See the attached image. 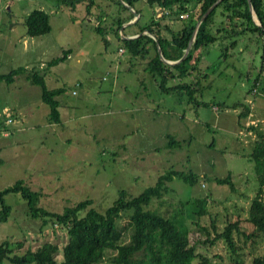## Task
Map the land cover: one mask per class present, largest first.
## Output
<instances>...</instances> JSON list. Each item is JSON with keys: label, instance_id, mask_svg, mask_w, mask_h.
Here are the masks:
<instances>
[{"label": "rangeland", "instance_id": "obj_1", "mask_svg": "<svg viewBox=\"0 0 264 264\" xmlns=\"http://www.w3.org/2000/svg\"><path fill=\"white\" fill-rule=\"evenodd\" d=\"M86 2L78 1L72 8L61 0H0V73L23 66L27 72L43 74L48 88L64 87L56 96L61 121L52 123L37 85L24 75L15 76L11 84L0 81V189L21 178L30 189L41 192L39 205L49 211L62 212L65 206L91 198L92 206L103 212L121 189L137 195L167 170L192 171L200 175L198 183L191 186L174 177L148 208L169 216L182 202L204 195L217 230L224 226L226 216L238 214L247 234L251 228L247 209L257 189L249 153L257 132L264 134V121H257L264 118V81L256 93L250 89L259 73L264 80V40L246 33L236 38V44L222 57L221 48L233 38L222 45L210 44L194 74L168 80L170 86L189 83L198 73L205 75L200 78L203 88L196 97L209 106L195 105L187 95L160 90L156 72L145 69L152 51L146 59L130 56L122 33L126 35L133 27L116 32L117 4L95 0L87 14ZM198 5L199 0H190L187 6L194 12ZM134 7L141 8L140 25L152 15H162L161 9L143 2ZM34 9L49 14L51 30L31 37L23 19ZM125 13L121 9L120 15ZM165 21L175 28L182 22L177 15ZM96 25L104 28L102 35L94 31ZM65 50H70L65 59L49 66L48 62ZM235 102H240L236 108ZM241 103L250 109L244 118H239L244 109ZM6 111L12 115L11 123L5 122ZM168 134L180 145L168 147ZM227 174L235 191L215 182ZM5 200L12 213L8 221L0 222V241L8 239L18 252L53 242L58 245L55 258L61 260L68 239L66 229L52 223L42 225L41 219L31 217L18 193L7 194ZM209 223L208 215L200 217V227H207L213 237ZM200 227L190 224L192 242L206 237ZM128 235L123 242L128 241ZM233 238L246 254L242 255L245 261L264 249L262 239L249 255L242 234L234 233ZM18 242H22L21 248ZM197 246L214 264H232L222 241L207 249ZM113 253L107 251L99 264H112L109 257Z\"/></svg>", "mask_w": 264, "mask_h": 264}, {"label": "trees", "instance_id": "obj_2", "mask_svg": "<svg viewBox=\"0 0 264 264\" xmlns=\"http://www.w3.org/2000/svg\"><path fill=\"white\" fill-rule=\"evenodd\" d=\"M65 4L74 7L75 3L82 0H61ZM85 1V0H84ZM85 8L87 14L95 5V0H86ZM117 4L118 14L115 16L114 24L116 32L121 29L123 23L133 18L132 12L118 0H108ZM140 13L138 19L127 26L132 30L125 36L140 34L134 39L122 38L124 47L130 56L146 59L150 51L153 55L147 60L145 69H153L155 79H160L159 88L162 92H178L180 95H187L188 99L195 105L209 106L208 103L198 101L196 93L201 92L203 86L200 83L199 73L189 83L178 82L174 85H167L172 78L182 79L196 72L200 63L204 48L210 44L222 45L227 38H233L226 47L221 48L220 56H224L227 48L236 44V38L246 33H251L264 40V0H250L256 18L261 26L254 23L247 0H220L208 13L197 27L194 41L185 58L174 65H168L160 61L157 53L156 41L167 60L179 59L187 47L188 41L195 29L197 21L201 18L207 8L216 0H199L198 7L192 12L188 8L190 0H122ZM137 2H143L149 6H156L161 9L162 15L158 18L151 16L144 25L139 24L141 8H135ZM121 9L126 11L120 15ZM188 13L186 18H180L181 25L175 28L169 24L166 18L171 15ZM109 19V15H105ZM98 17V16H97ZM102 19L101 17H98ZM223 19V20H222ZM225 20V23L223 21ZM103 21V20H102ZM28 36H40L50 32L51 24L49 14L43 10L34 9L23 19ZM152 33L156 40L149 34ZM94 31L102 35L104 28L96 25ZM70 50H65L60 57L52 58L49 66L58 64L64 60ZM262 69H264V47L262 51ZM27 68L19 66L9 72L0 73V81L6 84L13 83L15 76L24 75L25 79L32 85L40 88L41 100L48 106V119L52 123H60L59 101L56 96L64 91V87L48 88L44 75L37 71L27 72ZM157 76V77H156ZM264 81L260 73L253 80L250 91L256 93L258 87ZM253 92V90H255ZM239 103L235 102L236 108ZM213 105V104H212ZM211 105V106H212ZM220 108L223 103L217 104ZM241 105H243L241 103ZM244 106V105H243ZM250 109L244 106L239 118L247 117ZM12 116V115H11ZM250 129H255L251 126ZM168 147L180 145V141L173 136L167 135ZM249 158L253 162V169L257 180V189L252 197L248 209L246 221L251 225L250 231L246 234L241 227L238 214L235 218L226 216L224 226L217 230L215 218L209 216L206 210L207 196L200 195L182 202L180 208L171 215L164 216L156 209H150L153 198H160L166 188V182L172 181L174 177L182 180L191 186L200 181V175L192 171L167 170L160 174L153 185L145 187L137 195H130L126 190L121 189L117 198L103 212L92 206V199L85 198L77 201L71 206H65L62 212L49 211L39 205L41 192L32 190L19 178L13 184L0 189V222L8 221L12 213V207L6 202L5 196L11 193H18L24 199L28 214L36 219L42 220V225L52 223L66 229L67 242L61 249L62 259L55 258L58 252V245L53 242H44L34 250L27 248L23 252L14 250L12 242L8 239L0 241V264H99L107 251L114 252L109 260L112 264H214L212 259L202 252H198V244L208 248L217 241H222L232 259V264H264V249L258 255H253L250 261L242 258L246 256L233 238V234H242L247 242L248 254L255 250L258 241L264 240V134L257 132ZM1 163V160H0ZM215 182L227 185L231 191H235L234 183L230 174L223 178H215ZM208 215L209 226L212 227L214 236L211 237L209 229L199 225L200 217ZM120 221L123 223L120 224ZM200 227L205 233V238L197 237L191 241L190 224ZM198 229V228H197ZM128 235V241L123 242L124 235ZM249 243V244H246ZM22 247V242L17 243ZM234 257H233V256ZM222 259L220 256H218Z\"/></svg>", "mask_w": 264, "mask_h": 264}, {"label": "water", "instance_id": "obj_3", "mask_svg": "<svg viewBox=\"0 0 264 264\" xmlns=\"http://www.w3.org/2000/svg\"><path fill=\"white\" fill-rule=\"evenodd\" d=\"M118 1L121 2L125 7H127L133 14V18L132 19H130L128 22H125V23L122 24V26H121V29H122V28L126 27L127 25L132 24L133 22H135L138 19L140 13L136 12L133 7H131L130 5L125 3L124 1H122V0H118ZM219 1L220 0H216V2H214L212 5H210L207 8V10L203 13L201 18L197 21L195 29L193 30L192 35H191V37H190V39L188 41L187 47L185 48V50L183 52V55L179 59H177V60H167V59H165L163 57V55H162V51H161V48L159 46V43L156 41L157 53H158V57H159L160 61H162L163 63L168 64V65H174V64H177V63L181 62L185 58V56L187 55V53H188V51H189V49H190V47H191V45H192V43L194 41L197 27L200 25L201 21L208 15V13L216 6V4ZM247 1H248L249 10L251 12V15H252L254 23L257 24L258 26H261L260 22L256 18V15H255L253 7H252V5L250 3V0H247ZM144 33L149 34L154 40H156L155 36L152 33H149L147 30H145ZM139 35L140 34H136V35H132V36H124V35H122V37L123 38H127V39H134V38H136Z\"/></svg>", "mask_w": 264, "mask_h": 264}, {"label": "built area", "instance_id": "obj_4", "mask_svg": "<svg viewBox=\"0 0 264 264\" xmlns=\"http://www.w3.org/2000/svg\"><path fill=\"white\" fill-rule=\"evenodd\" d=\"M179 16H180V18H186V17L188 16V13H186V12H185V13H181ZM119 51H120V52H123L124 50H123V48H120ZM76 85H77V84H76ZM255 91H256V89L253 90V92H255ZM72 94H75V91H74V90L72 91ZM214 110H217V108L214 107ZM5 114H6V116H7L5 122H6V123H11V122H12L11 114H10L9 112H7V111H6Z\"/></svg>", "mask_w": 264, "mask_h": 264}, {"label": "crops", "instance_id": "obj_5", "mask_svg": "<svg viewBox=\"0 0 264 264\" xmlns=\"http://www.w3.org/2000/svg\"><path fill=\"white\" fill-rule=\"evenodd\" d=\"M8 8H9V6H7ZM24 25V24H23ZM129 36V35H128ZM131 36V35H130ZM257 121H264V118H259V119H257Z\"/></svg>", "mask_w": 264, "mask_h": 264}]
</instances>
